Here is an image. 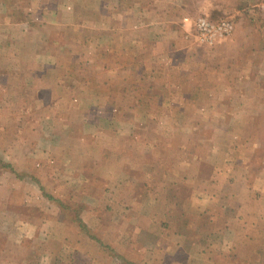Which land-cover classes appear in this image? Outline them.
<instances>
[{"label":"rangeland","instance_id":"obj_1","mask_svg":"<svg viewBox=\"0 0 264 264\" xmlns=\"http://www.w3.org/2000/svg\"><path fill=\"white\" fill-rule=\"evenodd\" d=\"M199 18L233 29L203 44ZM171 29L173 49L167 34L151 37ZM182 41L197 49L194 63ZM185 82L207 85L174 88ZM233 179L239 197L227 203ZM34 180L67 208L65 224L82 205L92 236L118 253L128 244L137 263L264 264V0H0V264H27L19 236ZM171 180L188 182L173 190L180 201L195 194L189 209L198 199L220 208L167 211ZM148 217L167 239L193 237L184 262L134 242ZM85 244L63 247L60 260L93 264ZM103 248L88 250L118 264Z\"/></svg>","mask_w":264,"mask_h":264},{"label":"crops","instance_id":"obj_2","mask_svg":"<svg viewBox=\"0 0 264 264\" xmlns=\"http://www.w3.org/2000/svg\"><path fill=\"white\" fill-rule=\"evenodd\" d=\"M162 26H164V28L166 27V29L169 28L168 25H162ZM170 32H173V33L172 34H168ZM162 34H167L168 38L171 39L170 44H169L170 48L173 49V48L178 46V45H176L177 42L175 41L177 39V32H176L175 29H173V30L171 29L170 31H167V33H165V32L163 33L161 31H159V33L152 34L151 37L153 39H155L154 36L157 35L158 38H161ZM182 42H183V44H182ZM182 42H179L178 44L180 46V49L185 48V53L188 56L186 58V60L188 61V60L191 59V61H188V62H193L194 63L196 58L199 56V53L197 52V49L194 48L193 46H191L192 43H190L189 41H182ZM221 48H222V46H216L211 51H205L206 53L204 52L203 55L207 56L208 59H211V58L214 57V55L218 54L216 52L221 50ZM188 62H184L183 65L187 64ZM202 64H203V67L209 66L206 62H202ZM183 65L181 64V66H179L177 64L176 68L177 69H181L180 67H183ZM198 65H201V63L198 64ZM189 66L190 65L187 64L186 66H184V68L189 69ZM198 68H199V66H198ZM176 85L177 84L174 85V88L177 87L180 91H182L181 93L184 94L185 92L190 93V92L194 91V89L197 88V87L205 88L206 85H207V82H195V84H192V83H189V82H185V83H183V87H182V85L180 86L179 84L177 86ZM213 86H214V84H213ZM179 90L177 92H180ZM183 149H185V148H183ZM241 149H244V148L241 147ZM244 157L247 158L246 155ZM248 159H249V156H248ZM37 162H38V166H40V167L46 166L45 165L46 161L42 160L41 158H39L37 160ZM212 165H213V174H216L219 170L216 168V165H214V164H212ZM236 175H239V173H236ZM185 181L186 180H183V181L177 180V182L175 180L174 181H172V180L170 181L172 183L171 188H172L173 192L171 193V199H169V201L171 200V203L169 202V204H168V202H167V205L169 206V209H170V210H167V211H169V212L170 211H172V212H177L178 211L179 213H183V214L189 215V216H191L192 214H195L198 211L199 212L197 214V216H198V215H201V214H204V213H206V214L208 213L209 214L210 212H212L214 210H217V209H215L216 207L220 208L219 205H216V206L214 205L213 206L214 208H212L210 206H209V208H206L207 205H206V207L203 206L204 200L201 201V200L198 199V201H197L198 202V207H194L193 208L194 210L191 209V208L189 209L188 208L189 205H191L192 201L195 200V194H193L192 191H189L187 196H186V198H183L182 201L175 200L177 198H174L175 190H173V189L176 186H179L180 184L182 186H184L186 183H188V182H185ZM214 181H216L215 178H214ZM239 181L240 180H238V179H233V180L229 181V182H231V194H226V197L228 198L227 203L228 202L232 203V202L238 201L237 197H239L238 195H239V190H240V187L238 186V184L240 183ZM8 186L10 187V192L9 193H12L14 191L13 189L15 188L14 183L12 182ZM222 189H223V187H222ZM38 196H39V194H35L33 197L29 196L30 198H28L27 195H26V197H27L26 198V204L25 205L23 204V205L26 206V207H36V205L38 203V200H39ZM138 209H139V211H140V209L142 210V208H138ZM150 212H151V210L149 212H146L147 215H149ZM248 212H251L250 208H248ZM252 213L254 214V212H252ZM144 220H146V221H144L142 223L144 227H142L141 230L142 231L144 230L143 233L145 234V236L142 234V231H141V233L139 235H133V237H132L134 239V242L136 244H138L139 246H142V247L143 246H149L152 250L155 249L153 251L162 250L163 252L167 248L168 251H172L174 254H176V256H177V252H180L181 253V258L180 259L179 258L176 259V261H179V262H181V261L184 262L182 260V258L185 255H187V252H189L191 250V247L196 246L195 244L194 245L192 244L193 237H190V235H186V236L182 235L181 238L177 237L175 239H173V238L172 239H169V238L167 239L166 238L167 234L162 235V234L159 233L160 234L159 235L158 233L156 234V233H154L152 231V230L156 229V227L152 228V226H154V222L152 221V218L148 217V218H145ZM262 224H261V226H262ZM21 225H22L21 226L22 228H20L21 231H24L25 227H26V231H24L23 235H21L19 237H20V239L21 238L22 239L26 238V246L27 245L30 246L31 245V241H32L31 239L33 238L34 235H36V232L38 231V229H41L40 223L39 222H35L34 220H31L29 218H26V219L22 218ZM95 227H96V224L94 226H92V229H94ZM229 229L231 230V227ZM229 229H228V231H230ZM162 230H166V229L163 228ZM216 231H217V233L219 235H223V233L226 232L227 229L219 227V229L216 230ZM24 235H26V236H24ZM125 238H127V236H125ZM164 253H166V252H164ZM26 263L28 264L29 261L26 260Z\"/></svg>","mask_w":264,"mask_h":264},{"label":"trees","instance_id":"obj_3","mask_svg":"<svg viewBox=\"0 0 264 264\" xmlns=\"http://www.w3.org/2000/svg\"><path fill=\"white\" fill-rule=\"evenodd\" d=\"M32 184L34 185V189H36L35 191L39 194V200L36 207H26V218L34 220L35 222H39L41 229H38L36 235H34L31 239V250L28 251L26 248V260L28 257H34L37 259V264H65L59 258L62 248L67 246L69 249H73L76 246L86 243L85 245L88 247L91 246L92 250L98 249V246L100 248L104 247L103 249L106 251L105 256H111V258L114 257L113 260H115L118 264H144L142 262L137 263L132 258H136V256H130L131 251L127 248L128 244L124 245L126 247L123 252L118 253L112 247L102 243L99 240H96L91 234L92 226L86 222L85 216L83 212H81L82 210L84 211L86 209H84L82 205H80V210L76 208L72 210L68 209L69 211H72V215H74L75 219L73 225L65 224L64 213L65 210L67 211V208L63 207L59 203H55L53 198L44 192V189L42 188L39 181L34 180V183ZM9 192L10 189H8V193ZM8 197L9 196H6L1 200L3 205L7 204L9 199ZM49 202H51L53 205H51ZM47 204L48 206L51 205L55 207L57 210L55 213H51L53 211L50 209L51 212L49 214L52 216L47 213V208H49ZM56 230H58L57 233L55 232ZM88 247L86 248V256L90 257V259L93 261V264H102L100 260H96L94 257L95 254H93V252L91 253V250L89 252ZM4 258L6 257L0 256V260H4Z\"/></svg>","mask_w":264,"mask_h":264},{"label":"built area","instance_id":"obj_4","mask_svg":"<svg viewBox=\"0 0 264 264\" xmlns=\"http://www.w3.org/2000/svg\"><path fill=\"white\" fill-rule=\"evenodd\" d=\"M232 29V23L227 20L211 22L207 19L199 18L195 23L198 41L207 45L224 40L230 35Z\"/></svg>","mask_w":264,"mask_h":264}]
</instances>
